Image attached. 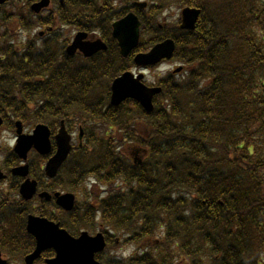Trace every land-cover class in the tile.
<instances>
[{"label": "trees", "instance_id": "1", "mask_svg": "<svg viewBox=\"0 0 264 264\" xmlns=\"http://www.w3.org/2000/svg\"><path fill=\"white\" fill-rule=\"evenodd\" d=\"M119 1L75 0L71 10L59 9L58 19L97 31L111 50V23L137 0ZM146 1L148 8L136 13L141 37L150 39L138 51L172 38L173 59L184 68L160 79L152 113L131 100L109 105L110 83L130 58L118 55L120 63L108 70L89 66L81 56L68 58L54 33L42 45L25 44L23 51L35 54L26 67L0 69V101L9 102L0 115L45 123L52 133L60 120L81 127L83 146L73 148L53 182L69 190L89 177L104 184L105 196L93 197L108 230L139 223V235L162 231L159 246L148 249L151 259L128 264H171L179 256L188 264H264V0ZM172 6L201 11L194 31L161 19ZM54 23L53 16L36 22ZM127 144L146 151L140 164L128 158L129 150L120 152ZM30 174L45 179L33 164ZM88 201L66 220H53L71 235L92 231L96 208ZM30 203H22L20 217L16 201L0 202V250L13 259L33 248L25 232ZM42 211L35 210L45 216Z\"/></svg>", "mask_w": 264, "mask_h": 264}, {"label": "water", "instance_id": "2", "mask_svg": "<svg viewBox=\"0 0 264 264\" xmlns=\"http://www.w3.org/2000/svg\"><path fill=\"white\" fill-rule=\"evenodd\" d=\"M5 0H0V5ZM48 4L47 0L42 1L40 4L34 5L32 10L38 13L42 7ZM143 5H140V7ZM200 15V10L194 8H184L181 11V24L180 29L193 31L197 25ZM112 37L117 40L120 48V53L123 57H127L138 46L139 40V21L134 14H128L124 18L115 22L112 25ZM85 34H78L73 43L67 48L68 55H74L78 50L85 57L105 50L106 47L100 42L94 43L83 42ZM175 49L172 40H166L155 47L147 54H138L134 58V63L138 67L152 66L164 59H170ZM143 75H138L136 78L131 73H124L121 77L114 80L111 85L110 103L112 106H118L127 99H132L138 102L141 107L148 113L153 111L152 99L154 95L160 93V89L147 88L141 81ZM1 125V122H0ZM17 134L21 133L20 123L16 124ZM49 130L43 125L35 127L31 136L18 137L17 145L14 152L26 161L27 154L31 149L41 156L48 155L51 151L49 141ZM56 152L52 158L46 163L44 172L46 177L52 179L56 176L58 169L66 160L70 151V137L66 133L63 124L58 134L55 136ZM14 175H20L23 178L28 175V166L24 165L20 168L13 170ZM0 179L3 177L0 175ZM36 191V182L26 180L21 187V194L24 200H30ZM40 197L45 198L47 201L50 199L45 193ZM56 204L64 209L70 211L73 208L74 197L72 195L60 196L55 194ZM27 231L33 235L37 241L36 250L25 258L26 264H32L43 250L52 248L56 252V258L48 261L47 264H96L93 261L95 252L103 249V242L101 237L94 240L88 238L86 234L78 240L72 239L64 231L58 229L57 225L47 222L43 219L28 218ZM0 264H7L6 261L1 259Z\"/></svg>", "mask_w": 264, "mask_h": 264}, {"label": "flooded vegetation", "instance_id": "3", "mask_svg": "<svg viewBox=\"0 0 264 264\" xmlns=\"http://www.w3.org/2000/svg\"><path fill=\"white\" fill-rule=\"evenodd\" d=\"M39 1L41 0H29L27 4L31 6L33 4L38 3ZM72 3L73 1H70V0H50L49 8H55V9L54 10L46 9L44 11L47 14L46 17L49 18V16H53L54 19L57 18L59 8H67V9L69 8L71 10V8L73 7ZM63 10L64 9L60 11H63ZM62 15H65V13H62ZM16 32H15V35L11 37H3L4 34L0 36V69L2 67L4 68L11 67L14 70L16 69L21 70V68H18V67H21V66L26 67V65H28L29 63H32V61L34 60L35 54L33 53L27 54L23 51V47L25 49L26 46L22 44V40L17 38L18 36ZM46 34L47 33H45L43 36H41L42 35L41 34L40 35L41 37L38 36L39 45L43 44L42 41L45 38ZM10 50H12L13 52H9ZM97 55L92 57V59H86L87 65L90 66L94 62L95 63L100 62V63H104L106 67H109L111 63V57H113L114 59H116L117 57V53L115 51H114V54H111L109 56H97ZM3 104L8 105L9 102L0 101V107H2ZM1 118H2L3 123H2V126L0 127V133L3 131H6V132H10L11 134H14L15 133L14 126L17 120L12 121L10 120L9 117H1ZM24 132L26 134H30L32 131L30 130L29 132L28 129H25ZM35 156L37 155H35L33 152H30L29 161L32 160ZM37 158H38L37 167L40 169V171H42L43 166L45 164V159L40 158V157H37ZM12 163H15V159L12 160L9 154H4V155L0 154V171L5 176V179L3 181H0V202H3L6 206V204H10L11 201H16V203L20 207V211L17 214L20 215V217H22V207H23L22 203L24 202H22V199L19 196V194H21V185L24 180L19 177H12L10 173L12 172L14 168L18 167L21 163L19 162L15 164L14 166L11 165ZM40 192H42V187H41V184L38 183L36 195L33 197L32 202L30 203L33 211H35V208H34L35 202L38 203L37 206H39L40 203L43 202V199L42 198L40 199L39 197ZM28 236L32 239V243H33L32 249L34 250L35 241L33 237H31L29 234ZM24 257H23V262H24ZM55 257H56V252L50 249H47L44 253L41 254V257L38 260H36L33 264H46L47 261L52 260ZM104 258H105L104 252L98 253L95 255V261L98 262V264H105ZM21 262H22V259H21Z\"/></svg>", "mask_w": 264, "mask_h": 264}, {"label": "rangeland", "instance_id": "4", "mask_svg": "<svg viewBox=\"0 0 264 264\" xmlns=\"http://www.w3.org/2000/svg\"><path fill=\"white\" fill-rule=\"evenodd\" d=\"M116 5L120 6V4H122L119 0H115ZM124 2H127V0H123ZM139 1H144L145 0H139ZM29 2V0H11L10 6L13 4H15L16 8H10V7H5L2 8L1 12H0V35L3 33L8 34L9 36H14L15 32L17 34V38H19L20 40H22V43L31 40L34 38V36L38 33L43 31V29H39V28H33L32 30H17L18 26H17V18H22V24H25L27 22H29L31 20L30 16L27 13V3ZM55 8H49V10H53ZM180 11L181 9H179V7L177 8L176 6H172L171 9H168L166 11H164V13H162L161 19L169 24V23H176L179 20L180 17ZM42 16H46V12H42L41 13ZM11 18V19H10ZM56 29L59 32H63L64 36L66 37V40L71 41L73 39V37L75 36V34L78 32L77 30L73 29V28H66V27H61V25L59 23L55 24ZM145 36H143L144 41H148L150 39V36L144 34ZM90 37L93 38H99L98 35H91ZM180 66V64L176 61V63L171 60L170 62L165 63V65H162L161 67H158L156 69H151V70H146L144 71V82L148 85H152V86H157L155 84V82L157 81L158 77H161L165 74H167L169 71H172L176 68H178ZM79 127L78 124L72 123V121H70V123H68V128L70 130H68L71 134H72V143L73 144H77V128ZM67 128V129H68ZM28 130H30V128H28ZM103 131L101 130L100 133H102ZM13 141V134H11L10 132H6L3 131L0 133V154H5V150L7 149V147H10ZM130 145H124L121 147L122 150H125L129 147ZM93 186V185H92ZM93 189L95 190V192L97 194H101L102 190H104L103 185H95L93 187ZM55 191H58L60 193H67L70 192L71 193V189L69 190L68 188L65 189H61V188H54ZM76 199L78 201L82 200L83 197L81 196V194L76 195ZM47 214H50V212L48 211ZM134 251V247L133 246H125L122 247L119 250L118 256L119 257H127L129 256L132 252ZM5 259H7V257L4 255L3 256ZM10 264H21V262L17 259H10ZM187 261H181V259H178V261L176 262V264H185ZM23 264V263H22Z\"/></svg>", "mask_w": 264, "mask_h": 264}]
</instances>
